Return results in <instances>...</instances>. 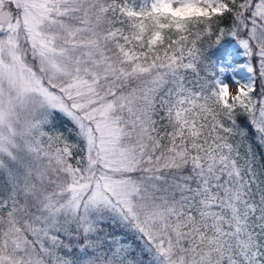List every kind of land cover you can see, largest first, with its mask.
<instances>
[{
  "label": "snow or ice",
  "instance_id": "1",
  "mask_svg": "<svg viewBox=\"0 0 264 264\" xmlns=\"http://www.w3.org/2000/svg\"><path fill=\"white\" fill-rule=\"evenodd\" d=\"M0 264H264V0H0Z\"/></svg>",
  "mask_w": 264,
  "mask_h": 264
}]
</instances>
